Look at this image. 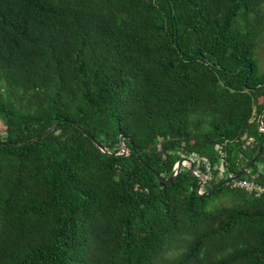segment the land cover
Returning a JSON list of instances; mask_svg holds the SVG:
<instances>
[{
  "label": "trees",
  "instance_id": "16d2710c",
  "mask_svg": "<svg viewBox=\"0 0 264 264\" xmlns=\"http://www.w3.org/2000/svg\"><path fill=\"white\" fill-rule=\"evenodd\" d=\"M263 4L0 0V264H264Z\"/></svg>",
  "mask_w": 264,
  "mask_h": 264
},
{
  "label": "water",
  "instance_id": "95a60500",
  "mask_svg": "<svg viewBox=\"0 0 264 264\" xmlns=\"http://www.w3.org/2000/svg\"><path fill=\"white\" fill-rule=\"evenodd\" d=\"M242 69H244V67H240V68H238L237 71H236L235 73H237L238 71H240V70H242ZM247 69H249V67H247ZM242 87H243L244 90H248L247 87H246V80L243 81V83H242ZM263 115H264V110L262 111V113H261L260 116L258 117L257 125H258V128H259L261 131L264 132V128H263V126H262V117H263ZM51 129H52V128H49L47 131H45V132H44L42 135H40L39 137H43V136L46 135ZM31 141H33V140H30V142H31ZM261 147H262V145L260 144V145H259V149H258V152H257L256 157L260 154ZM123 151H124V149H123ZM183 161H184L183 159H182V160H179V161L174 165L173 170H172V173H171V175L167 178L166 181H170V180H172L173 177L175 176V174L179 171V168H180V167L187 168L191 173H194L193 170H192V167H191V166H188V165H186V164H184ZM244 170H245V168H242L237 174L228 177V178L223 182V184H228V183H230V182L235 181L237 178H239V177L242 175V173L244 172ZM157 178H158V180H159V185L162 186V185L164 184V181H163L159 176H157ZM201 183H202V181H200V182L198 183V189H200Z\"/></svg>",
  "mask_w": 264,
  "mask_h": 264
},
{
  "label": "rangeland",
  "instance_id": "374dc122",
  "mask_svg": "<svg viewBox=\"0 0 264 264\" xmlns=\"http://www.w3.org/2000/svg\"><path fill=\"white\" fill-rule=\"evenodd\" d=\"M261 10L264 12V4L261 7ZM264 53V38L261 37L258 41L257 49H256V58L259 62L260 68L262 69V59ZM5 138V126L3 125L2 121L0 120V140ZM258 173H264V161H258Z\"/></svg>",
  "mask_w": 264,
  "mask_h": 264
},
{
  "label": "built area",
  "instance_id": "2783aa9c",
  "mask_svg": "<svg viewBox=\"0 0 264 264\" xmlns=\"http://www.w3.org/2000/svg\"><path fill=\"white\" fill-rule=\"evenodd\" d=\"M219 168L222 171L223 166L222 163L220 162ZM194 174H197L194 172ZM206 177H202V181H205ZM234 185L240 189H243L245 191L251 192V193H256V194H262L264 193V186L257 185L254 180L245 178V179H240L234 183Z\"/></svg>",
  "mask_w": 264,
  "mask_h": 264
}]
</instances>
